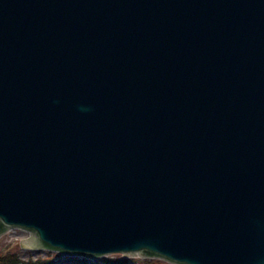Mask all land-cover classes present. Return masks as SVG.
Segmentation results:
<instances>
[{
	"label": "water",
	"instance_id": "water-1",
	"mask_svg": "<svg viewBox=\"0 0 264 264\" xmlns=\"http://www.w3.org/2000/svg\"><path fill=\"white\" fill-rule=\"evenodd\" d=\"M96 260L264 264V0H0V236Z\"/></svg>",
	"mask_w": 264,
	"mask_h": 264
},
{
	"label": "rangeland",
	"instance_id": "rangeland-1",
	"mask_svg": "<svg viewBox=\"0 0 264 264\" xmlns=\"http://www.w3.org/2000/svg\"><path fill=\"white\" fill-rule=\"evenodd\" d=\"M29 237V234L22 229H12L2 236H0V256L1 255H21V259L28 260L29 264H34L36 259L46 260L50 264H73L71 261H66L63 257L56 253L49 252H26L22 251L23 248L20 247V241ZM126 262L125 264H167L163 261L158 260H142L134 257H123L121 255H110L108 257L102 258L95 263L89 264H115L114 262Z\"/></svg>",
	"mask_w": 264,
	"mask_h": 264
},
{
	"label": "trees",
	"instance_id": "trees-1",
	"mask_svg": "<svg viewBox=\"0 0 264 264\" xmlns=\"http://www.w3.org/2000/svg\"><path fill=\"white\" fill-rule=\"evenodd\" d=\"M29 259H21L20 254H15L14 256L5 255L0 257V264H29ZM34 264H50L46 260L37 259Z\"/></svg>",
	"mask_w": 264,
	"mask_h": 264
}]
</instances>
